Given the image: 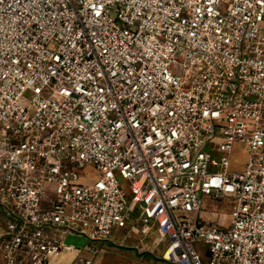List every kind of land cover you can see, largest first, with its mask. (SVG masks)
Returning a JSON list of instances; mask_svg holds the SVG:
<instances>
[{
    "label": "built area",
    "instance_id": "built-area-1",
    "mask_svg": "<svg viewBox=\"0 0 264 264\" xmlns=\"http://www.w3.org/2000/svg\"><path fill=\"white\" fill-rule=\"evenodd\" d=\"M128 243L264 264V0H0V264Z\"/></svg>",
    "mask_w": 264,
    "mask_h": 264
},
{
    "label": "rangeland",
    "instance_id": "rangeland-1",
    "mask_svg": "<svg viewBox=\"0 0 264 264\" xmlns=\"http://www.w3.org/2000/svg\"><path fill=\"white\" fill-rule=\"evenodd\" d=\"M246 161L245 147L241 142H234L230 153V169L241 170ZM202 210L193 218L207 222H218L225 225L228 220L230 202L228 197H220L215 200L205 199ZM155 238L156 236L153 235ZM66 244L82 248L88 244L86 237L82 235L68 234L64 238ZM163 244L152 245L149 250L137 251L130 243L124 245L98 244L93 264H170L160 258ZM73 252L64 253L55 259L56 264H69L73 258Z\"/></svg>",
    "mask_w": 264,
    "mask_h": 264
}]
</instances>
